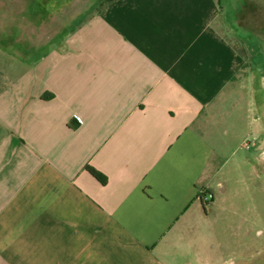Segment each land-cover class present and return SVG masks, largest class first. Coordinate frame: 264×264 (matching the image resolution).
<instances>
[{"label": "crops", "instance_id": "crops-1", "mask_svg": "<svg viewBox=\"0 0 264 264\" xmlns=\"http://www.w3.org/2000/svg\"><path fill=\"white\" fill-rule=\"evenodd\" d=\"M106 1L0 0V264H208L183 244L228 199L240 137L264 194V122L230 119L254 90L221 0Z\"/></svg>", "mask_w": 264, "mask_h": 264}, {"label": "rangeland", "instance_id": "rangeland-1", "mask_svg": "<svg viewBox=\"0 0 264 264\" xmlns=\"http://www.w3.org/2000/svg\"><path fill=\"white\" fill-rule=\"evenodd\" d=\"M103 1L93 0L87 10L96 9ZM221 4V29L244 52L249 76L246 88L254 90L253 97L242 90L243 98L235 97L238 103L231 106L230 119L241 136L245 130L255 128L257 118L264 122V0H221ZM84 6L81 3L79 9ZM254 142L252 137H240L225 146L222 180L226 178L230 183L228 199L218 191L222 205L212 210L209 222L195 224L194 232L183 244L191 252L186 261L197 262L201 252L214 254L208 264H264V194L258 180L253 182L259 155Z\"/></svg>", "mask_w": 264, "mask_h": 264}, {"label": "trees", "instance_id": "trees-1", "mask_svg": "<svg viewBox=\"0 0 264 264\" xmlns=\"http://www.w3.org/2000/svg\"><path fill=\"white\" fill-rule=\"evenodd\" d=\"M111 1H113V0H108V1L105 2V4H107V3L111 2ZM103 6H104V5H102L100 8H103ZM87 170H88V171H89V172H90V173H91L96 179H98L100 182H102L103 184H106V178H105L101 173H99L97 170H95V169L92 168V167H87ZM207 194H208L207 191H204V192H202V194H201V198H202V202H203L204 206L209 204V201L205 200V199L208 197Z\"/></svg>", "mask_w": 264, "mask_h": 264}, {"label": "built area", "instance_id": "built-area-1", "mask_svg": "<svg viewBox=\"0 0 264 264\" xmlns=\"http://www.w3.org/2000/svg\"><path fill=\"white\" fill-rule=\"evenodd\" d=\"M207 199V198H206Z\"/></svg>", "mask_w": 264, "mask_h": 264}]
</instances>
